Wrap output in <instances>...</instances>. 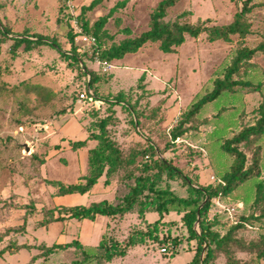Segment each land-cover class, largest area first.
Masks as SVG:
<instances>
[{
  "label": "rangeland",
  "instance_id": "1",
  "mask_svg": "<svg viewBox=\"0 0 264 264\" xmlns=\"http://www.w3.org/2000/svg\"><path fill=\"white\" fill-rule=\"evenodd\" d=\"M91 1L0 0V20L13 35L41 34L54 38L68 54L69 31H77L76 21L82 28L77 15ZM159 1L103 0L86 9L82 18L92 28L96 21L107 16L100 34L103 47H109L147 30L150 13ZM242 1L178 0L163 20L196 23L208 19V26L223 25L233 20ZM121 2L123 5H118ZM252 3H255L252 11L245 16L251 31L244 38L233 35L230 41H209L207 33L202 32L197 37L186 36L174 52L162 51L159 42H147L136 52L104 61L96 53L95 44L77 39L74 33L73 41L81 58V62H74L45 44L29 49L22 44L13 52L9 37L0 41V264L29 263L39 251L36 248L16 251L11 243L34 247L78 239L85 245L96 246L104 234L122 240L157 219L158 214L152 211L140 217L138 206L121 217L100 215L93 221L65 219L38 226L46 209L87 205L103 199L116 202L133 183L132 178L124 182L114 178L105 184L102 176L86 194L61 196L50 183L71 184L87 174L89 150L97 144V140L88 137L99 132L101 120L105 121L109 137L121 147L123 156L138 152L135 164L130 167L134 175L141 173L144 165L153 166L157 157L169 161L198 185H208L230 169L233 157L221 145L260 117L259 105L264 100L260 92L242 90L235 95L224 94L197 119L187 123L188 130L174 143L169 141V134L195 96L210 90L214 79L223 75L238 48L254 47L264 41V0ZM67 4L71 9L65 7ZM249 61L257 65L264 77V52H256ZM89 71L97 76L92 89L107 102L101 100L91 105L79 98L78 93L90 83ZM249 73L256 80L257 74ZM246 74L241 67L237 76ZM136 119L138 126L134 123ZM83 139H87L84 146L72 148L73 141ZM147 144L153 145L157 154H150L149 161L139 152ZM239 149L247 156L246 166L250 165L254 152L259 153L260 175L213 202L209 219L216 221L221 233L238 216L251 211L258 213L250 203L255 183L264 181V134L249 145L240 144ZM155 171L152 168L143 173L152 175ZM166 183L177 194L182 193L179 181L163 174L162 185ZM181 214L170 211L163 216L159 237L165 239H149L107 264H189L195 241L187 240ZM235 235L248 243L258 241L261 232L248 222ZM173 238L179 240L178 244L173 245ZM162 247L167 250L161 252ZM235 256L239 264H254L248 252L236 249ZM73 258L71 249L54 256V261L70 262ZM212 264L230 263L223 254H218ZM259 264H264V259Z\"/></svg>",
  "mask_w": 264,
  "mask_h": 264
},
{
  "label": "trees",
  "instance_id": "2",
  "mask_svg": "<svg viewBox=\"0 0 264 264\" xmlns=\"http://www.w3.org/2000/svg\"><path fill=\"white\" fill-rule=\"evenodd\" d=\"M102 1L92 0L89 5L82 7V12L77 17L82 20L83 32L91 33L95 37V49L98 51L99 58L104 61L120 59L127 53L136 52L147 42H159V48L162 51L174 52L176 47L184 43L186 36L197 37L202 32L207 33L209 41L219 39L230 41L233 35L244 38L251 31L250 24L245 16L252 11L255 4L252 3L253 0H243L240 9L234 14L231 22L208 26L206 25L208 19L196 23L181 22L179 20L164 21L163 18L166 16L167 10L178 0H160L150 13V23L147 30L142 31L135 37L126 38L118 44L113 43L109 47H103L100 32H102L101 29L107 20V16L101 17L93 24L92 28H88L87 22L83 21L82 18L86 9H91ZM118 5H123V2L118 3ZM74 33L73 30L69 31L71 48L70 53L67 54L61 50L56 39L47 38L41 34L13 35L10 29L3 25L0 20V41L9 37L13 41V52L22 44L25 49H29L33 45L45 44L55 48L66 58H70L74 62H81L73 41ZM30 36L35 39H31ZM256 52H264V41H260L254 47L241 46L235 51L231 63L225 66L223 75L214 79L210 90L198 93L188 109L176 121V125L169 134L171 143H174L185 134L188 130L187 123L197 119L211 103L224 94L235 95L239 91L246 90L245 92H260L264 97L263 73L258 72L257 65L249 61ZM241 67L244 68V72L248 76H237ZM249 71H252L253 75H258H256V80L252 79ZM89 72L91 76L89 85L92 88L97 76L94 72ZM93 92L96 97L107 102L106 99L98 96L95 90ZM259 114L260 117L254 124L243 127L236 134L224 140L221 149L233 157V162L228 171L215 178L208 185L194 183L191 177L184 174L169 161L159 157H157L153 166L144 165L141 173L134 175L130 167L135 164V156L138 152L131 151L128 152L127 156H123L124 152L121 147L117 145L114 139L109 137L105 130V121L101 120L99 132L88 137L97 140V144L89 150L87 174L82 176L79 181L71 184H64L60 181H51L50 183L56 186V194L59 196L87 193L102 176L105 178V184L113 182L114 178L123 182L132 178L133 183L128 185L126 193L116 202L103 199L87 205H61L55 206L53 209H46L43 219L38 222V226H46L51 222L65 219H76L78 221L89 219L93 221L100 215L107 218L121 217L138 206L140 217L145 212L152 211L158 214L157 219L152 223L149 222L143 230H133L122 240L104 234L96 246L85 245L78 239L65 243H53L52 245L40 244L34 247L18 243H11L10 246L16 251L23 248H36L39 250L31 257L29 263L25 264H31L37 259H41L39 264H107L114 258L125 256L128 250L147 242L149 239L162 241L164 236L159 237V233L162 232L160 230L162 218L170 211H175L182 213L181 221L187 232V240L195 241L194 254L189 264H212L218 254H223L230 264H239L240 261L235 256L236 249L248 252L251 255V261L254 264H259L260 260L264 259V181L261 180L255 183L254 196L250 203L251 207L257 209L258 213L251 211L247 215L238 216L237 220L224 233L217 229L215 220L209 219V211L216 199L229 196L241 184L260 175L259 153L254 152L250 165L246 166L247 156L239 149L240 144L249 145L251 142L260 140L264 134V100L259 105ZM134 123L137 126L139 125L137 119ZM86 142L87 139L77 140L73 141L71 145L72 148H79L84 146ZM139 152L145 156L148 155L149 158L150 154H156L151 144H147V147ZM152 168L156 170L152 175L143 173ZM163 174L170 180L179 181L183 186L181 194H177L167 183L162 185ZM55 209L57 215H54ZM248 222L260 229L261 235L258 241L245 243L236 237L235 232ZM196 226L198 229H196ZM171 241L173 245L179 242L177 238H173ZM164 248L167 250L166 247ZM71 249L74 258L70 262L54 261V256ZM175 252L176 250L173 248L172 253Z\"/></svg>",
  "mask_w": 264,
  "mask_h": 264
},
{
  "label": "built area",
  "instance_id": "3",
  "mask_svg": "<svg viewBox=\"0 0 264 264\" xmlns=\"http://www.w3.org/2000/svg\"><path fill=\"white\" fill-rule=\"evenodd\" d=\"M68 8L71 9V7L67 4ZM73 13V12H72ZM76 29L77 31H75V33L77 34V39L87 42V43H92L95 44L96 39L93 35L91 34H87L84 33L81 26L77 24L76 21ZM96 53L98 54V51L96 50ZM78 96L81 100L91 104V105H95L96 103H101L102 101L96 97V95L94 94L92 88L90 87V85H86L79 93ZM145 160L149 161V156L146 155L145 156ZM213 178V177H212ZM161 251H166L164 247L161 248Z\"/></svg>",
  "mask_w": 264,
  "mask_h": 264
},
{
  "label": "crops",
  "instance_id": "4",
  "mask_svg": "<svg viewBox=\"0 0 264 264\" xmlns=\"http://www.w3.org/2000/svg\"><path fill=\"white\" fill-rule=\"evenodd\" d=\"M100 100H101V99H100ZM74 194H79V193H74ZM84 194H86V193H84ZM109 201H112V200L110 199ZM75 205H76V204H75ZM106 218H107V217H106ZM135 247H136V246H135ZM135 247H133V248H135ZM133 248H131L130 250H132ZM130 250H128L127 254L130 252ZM193 250H194V249H193ZM127 254H126V255H127ZM126 255H125V256H126Z\"/></svg>",
  "mask_w": 264,
  "mask_h": 264
}]
</instances>
